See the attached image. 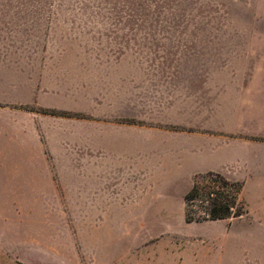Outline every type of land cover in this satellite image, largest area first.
<instances>
[{"label":"rangeland","instance_id":"rangeland-1","mask_svg":"<svg viewBox=\"0 0 264 264\" xmlns=\"http://www.w3.org/2000/svg\"><path fill=\"white\" fill-rule=\"evenodd\" d=\"M0 108V264H264V0H0ZM208 171L240 217L186 221Z\"/></svg>","mask_w":264,"mask_h":264},{"label":"trees","instance_id":"trees-1","mask_svg":"<svg viewBox=\"0 0 264 264\" xmlns=\"http://www.w3.org/2000/svg\"><path fill=\"white\" fill-rule=\"evenodd\" d=\"M244 184L230 180L220 172L201 173L197 181L185 195L186 221L240 217L245 206L240 199Z\"/></svg>","mask_w":264,"mask_h":264},{"label":"crops","instance_id":"crops-1","mask_svg":"<svg viewBox=\"0 0 264 264\" xmlns=\"http://www.w3.org/2000/svg\"><path fill=\"white\" fill-rule=\"evenodd\" d=\"M15 113L14 109L9 108H0V136H12L15 138V131L18 129V126H14L15 123ZM124 132L125 136L128 138L134 133H140L141 131L132 130L131 127L125 128ZM165 137H171L169 141L165 142V144L172 145L173 148V156L169 157L170 160L175 161L177 164H184L186 162H192L195 165L201 166L200 170H209L214 169L216 167L212 166L211 162L219 161L221 150H215L213 143L211 141L206 142L205 134H197V133H184V132H175L172 135L166 134ZM166 139V138H165ZM15 140V139H14ZM14 140L11 142L13 143ZM212 143V144H211ZM156 147L153 146L150 152L155 153ZM216 155V156H214ZM8 159V158H7ZM6 160V158L0 155V161ZM219 170V169H218ZM98 173L96 176H99L100 170H97ZM99 174V175H98ZM17 174H15L14 169H0V186H12L14 187V178ZM84 175V174H83ZM6 183V184H1Z\"/></svg>","mask_w":264,"mask_h":264}]
</instances>
